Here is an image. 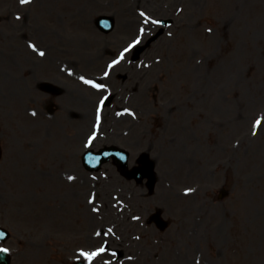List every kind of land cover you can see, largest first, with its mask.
I'll list each match as a JSON object with an SVG mask.
<instances>
[{
	"label": "rangeland",
	"instance_id": "rangeland-1",
	"mask_svg": "<svg viewBox=\"0 0 264 264\" xmlns=\"http://www.w3.org/2000/svg\"><path fill=\"white\" fill-rule=\"evenodd\" d=\"M100 15L113 32L98 30ZM0 17V226L12 264H73L107 242L89 264L117 248L110 264H187L191 246L195 264H264V0H0ZM47 80L66 85L54 114L38 88ZM112 144L153 157V192L111 163L85 170L87 149ZM156 209L171 221L164 232L143 225Z\"/></svg>",
	"mask_w": 264,
	"mask_h": 264
},
{
	"label": "snow or ice",
	"instance_id": "snow-or-ice-1",
	"mask_svg": "<svg viewBox=\"0 0 264 264\" xmlns=\"http://www.w3.org/2000/svg\"><path fill=\"white\" fill-rule=\"evenodd\" d=\"M31 2V0H20V3L21 4H29ZM142 16H144L145 14L144 13H141ZM19 18V17H18ZM147 19L145 20V23H147ZM153 23H160L159 21H153ZM144 32V29L141 28L140 29V33L143 34ZM140 43V40L137 39L133 45H130L129 48H126L124 50V52H122L120 54V59L119 60H116L113 62V65L114 64H118L120 62V60H123L124 59V53L129 51L130 48L132 47H135V45L139 44ZM31 47H33V49H35V45H30ZM41 56H44L45 53L44 52H40L39 53ZM113 65H109V68L113 67ZM108 73H105V75H107ZM86 83H92L91 81H86ZM94 87H97V88H100V87H103L102 85H94ZM101 104H103V101H101ZM33 115H35V113H33ZM261 124V121L260 120H257L256 121V125L259 126ZM69 179H74V177H69ZM6 236V233L4 232H0V239H3L4 237ZM105 251L104 248H100L98 249L96 252H92V253H82V255H84L89 261H91L93 258H95L96 256L100 255L101 253H103ZM9 252V249L8 248H4V247H0V254H4V253H8Z\"/></svg>",
	"mask_w": 264,
	"mask_h": 264
},
{
	"label": "water",
	"instance_id": "water-1",
	"mask_svg": "<svg viewBox=\"0 0 264 264\" xmlns=\"http://www.w3.org/2000/svg\"><path fill=\"white\" fill-rule=\"evenodd\" d=\"M114 155H118V153H116V151L115 152H113V151H104V152L98 153V154H88L86 156V159H88L89 162H91L92 164H94L96 162H98V164H100V163H103L105 161H108L110 156H114ZM124 158H126V160H127V156H124L123 160H124ZM126 160H125V163H124L125 165H126ZM99 167H100V165L97 166V168H99ZM0 264H8L6 258L4 259V257H1Z\"/></svg>",
	"mask_w": 264,
	"mask_h": 264
},
{
	"label": "bare ground",
	"instance_id": "bare-ground-1",
	"mask_svg": "<svg viewBox=\"0 0 264 264\" xmlns=\"http://www.w3.org/2000/svg\"><path fill=\"white\" fill-rule=\"evenodd\" d=\"M130 28H131V29H133V27H132V26H131ZM87 116H89V114H87Z\"/></svg>",
	"mask_w": 264,
	"mask_h": 264
}]
</instances>
